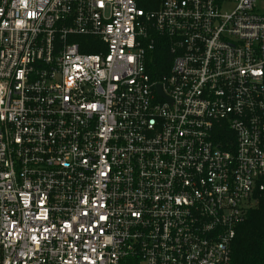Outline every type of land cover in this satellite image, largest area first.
I'll return each mask as SVG.
<instances>
[{
	"label": "built area",
	"instance_id": "2783aa9c",
	"mask_svg": "<svg viewBox=\"0 0 264 264\" xmlns=\"http://www.w3.org/2000/svg\"><path fill=\"white\" fill-rule=\"evenodd\" d=\"M261 201L264 0H0V264H230Z\"/></svg>",
	"mask_w": 264,
	"mask_h": 264
},
{
	"label": "trees",
	"instance_id": "16d2710c",
	"mask_svg": "<svg viewBox=\"0 0 264 264\" xmlns=\"http://www.w3.org/2000/svg\"><path fill=\"white\" fill-rule=\"evenodd\" d=\"M160 0H139L146 9H154ZM93 51V50H86ZM170 63L167 52L158 50L156 56ZM167 68L163 69L166 72ZM230 264H264V201L249 209L245 219L238 224L231 243Z\"/></svg>",
	"mask_w": 264,
	"mask_h": 264
},
{
	"label": "snow or ice",
	"instance_id": "6c2138e0",
	"mask_svg": "<svg viewBox=\"0 0 264 264\" xmlns=\"http://www.w3.org/2000/svg\"><path fill=\"white\" fill-rule=\"evenodd\" d=\"M22 3H23V0H22ZM24 6H26V4ZM29 15L31 16V15H33V13H29Z\"/></svg>",
	"mask_w": 264,
	"mask_h": 264
}]
</instances>
